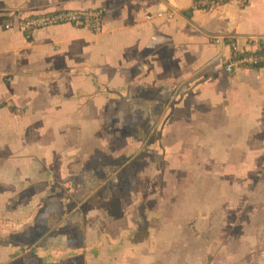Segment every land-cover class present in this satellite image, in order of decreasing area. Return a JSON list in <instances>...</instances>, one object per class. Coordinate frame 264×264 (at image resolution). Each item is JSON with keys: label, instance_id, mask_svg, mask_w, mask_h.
<instances>
[{"label": "crops", "instance_id": "1", "mask_svg": "<svg viewBox=\"0 0 264 264\" xmlns=\"http://www.w3.org/2000/svg\"><path fill=\"white\" fill-rule=\"evenodd\" d=\"M262 36L264 0H0V264H264V68L225 70Z\"/></svg>", "mask_w": 264, "mask_h": 264}, {"label": "built area", "instance_id": "2", "mask_svg": "<svg viewBox=\"0 0 264 264\" xmlns=\"http://www.w3.org/2000/svg\"><path fill=\"white\" fill-rule=\"evenodd\" d=\"M237 1L242 5H247L251 0H195L196 5L203 11H210L217 8L221 4ZM172 12H158L157 16H172ZM104 10L102 8L88 9H67L54 12H45L30 15L19 21V25L24 29L29 37L32 32L44 28L60 24H74L88 28L93 33H101ZM149 17V16H148ZM14 25V22H8L7 28ZM216 42H220V38H216ZM230 44L233 47L234 54L232 59L226 64L225 70L233 72L239 67H252L255 69L264 68V36L250 42L255 47L252 51L240 52L237 50L236 42Z\"/></svg>", "mask_w": 264, "mask_h": 264}]
</instances>
